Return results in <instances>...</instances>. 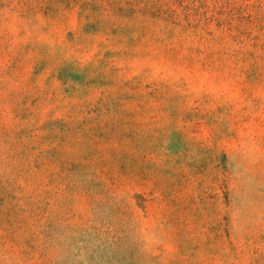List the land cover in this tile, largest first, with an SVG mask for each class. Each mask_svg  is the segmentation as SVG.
I'll return each mask as SVG.
<instances>
[{
	"label": "rangeland",
	"instance_id": "1",
	"mask_svg": "<svg viewBox=\"0 0 264 264\" xmlns=\"http://www.w3.org/2000/svg\"><path fill=\"white\" fill-rule=\"evenodd\" d=\"M0 264H264V0H0Z\"/></svg>",
	"mask_w": 264,
	"mask_h": 264
}]
</instances>
